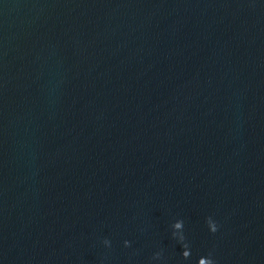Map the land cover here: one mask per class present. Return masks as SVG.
<instances>
[{
  "label": "water",
  "instance_id": "obj_1",
  "mask_svg": "<svg viewBox=\"0 0 264 264\" xmlns=\"http://www.w3.org/2000/svg\"><path fill=\"white\" fill-rule=\"evenodd\" d=\"M0 264H264V0H0Z\"/></svg>",
  "mask_w": 264,
  "mask_h": 264
}]
</instances>
